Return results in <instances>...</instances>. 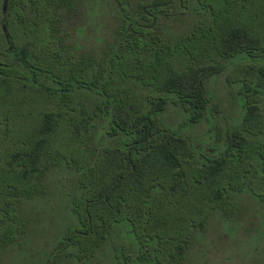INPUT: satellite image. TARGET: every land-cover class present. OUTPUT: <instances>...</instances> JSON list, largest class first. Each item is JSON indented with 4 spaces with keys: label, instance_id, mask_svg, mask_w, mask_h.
Listing matches in <instances>:
<instances>
[{
    "label": "trees",
    "instance_id": "trees-1",
    "mask_svg": "<svg viewBox=\"0 0 264 264\" xmlns=\"http://www.w3.org/2000/svg\"><path fill=\"white\" fill-rule=\"evenodd\" d=\"M85 1L0 0V247L52 173L73 222L39 264H85L121 221L136 264H188L214 215L233 220L245 194L264 205V0H111L97 50L75 40ZM222 72L242 112L219 125Z\"/></svg>",
    "mask_w": 264,
    "mask_h": 264
},
{
    "label": "rangeland",
    "instance_id": "rangeland-1",
    "mask_svg": "<svg viewBox=\"0 0 264 264\" xmlns=\"http://www.w3.org/2000/svg\"><path fill=\"white\" fill-rule=\"evenodd\" d=\"M136 1L131 0L132 3ZM113 5L111 0L85 1L81 15V23H85L83 34L75 36L83 48L97 50L108 39L114 26L111 16ZM78 18L72 15L67 25L72 27ZM223 75L222 72L209 82L220 107L218 119H215L219 125L238 121L242 112L239 101L226 98ZM177 111L168 106L164 113L166 121L174 124L182 122L184 116ZM207 126L208 122H203L186 123L181 127L183 133L204 134ZM67 182L66 176L56 181L50 173L46 180V192L24 204L23 215L27 218L25 236L18 237L17 244L0 247V264H39L49 257L56 241L73 222L67 206ZM237 201L241 210L233 220L214 215L206 228L194 236L186 253L188 264H264V205L246 194ZM109 238L85 264H115L120 261L122 253L130 258L131 264H136L133 234L127 221L119 222ZM60 258L62 260L56 264L71 262L70 256L60 255Z\"/></svg>",
    "mask_w": 264,
    "mask_h": 264
}]
</instances>
